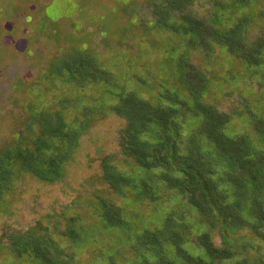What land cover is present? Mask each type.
I'll list each match as a JSON object with an SVG mask.
<instances>
[{"label":"rangeland","instance_id":"374dc122","mask_svg":"<svg viewBox=\"0 0 264 264\" xmlns=\"http://www.w3.org/2000/svg\"><path fill=\"white\" fill-rule=\"evenodd\" d=\"M194 1L187 10L197 15L218 7L217 0ZM154 2L163 0H0V154L14 143L32 149L35 135L46 134L48 113L58 109L77 127L73 152L61 165L57 181L40 180L26 172L23 160H12L10 188L0 187V264H38L11 256L16 243L12 236L20 232L25 237L43 235L47 227L65 233V222L74 217H80V223L89 226L97 238V244L78 249L63 243L75 255L74 264H109V259L101 261L102 255L113 252L112 260L125 264L121 262L124 255H129L122 244L125 240L118 231L101 230L103 222L89 212L96 206H120L125 218H137L133 229H153L160 224L153 205L140 203L133 195L129 200L121 198L107 184L100 163L108 156L115 161L116 172L132 170L121 162L117 131L124 123L111 111L113 104L130 96L157 103L161 93L157 84L162 79L171 85L168 94L177 99L187 97L185 92L193 93L174 83L173 54L180 51L205 74L200 87L194 88L202 103L226 112L235 109L240 98L253 105L264 103V87L256 82L260 74H250L251 67L246 68L244 63L253 39L264 32V21L252 18L253 13L259 17L257 4H244L234 12L236 18L247 19L242 41L248 42L249 48L246 46L247 56L242 59L230 56L215 41L206 50L195 37H181L158 28ZM172 47L176 48L173 54L169 52ZM72 55L88 56L92 65L90 71L95 77L88 76L87 83L82 80L83 88L69 76H58L57 72L51 75L70 63ZM255 58L252 52L250 60ZM253 68L264 75V67ZM167 72L173 77L166 78ZM180 90L185 92L179 94ZM65 103L67 107L62 109ZM257 114V119H264V107ZM181 120L182 132L193 130L197 122ZM253 122L250 116H236L230 120L229 134L234 138L246 134L256 147H262L264 139H258ZM11 150L16 152V148ZM128 190L124 189V196L130 195ZM195 221L193 216L186 220L191 224ZM212 232L218 242V231L214 228Z\"/></svg>","mask_w":264,"mask_h":264},{"label":"trees","instance_id":"16d2710c","mask_svg":"<svg viewBox=\"0 0 264 264\" xmlns=\"http://www.w3.org/2000/svg\"><path fill=\"white\" fill-rule=\"evenodd\" d=\"M193 2H154L158 28L181 37L196 38V43L206 50L216 42L230 56L245 59L249 45L242 41V31L247 19L234 15L238 7L255 3L259 17L253 13L252 18L264 21V0H217L218 9L209 8L199 15L187 10ZM252 44L244 63L246 68L251 67L250 74H260L256 82L264 87V75L253 68L264 67V32ZM175 50L172 47L169 52ZM252 52L256 55L254 61L250 60ZM180 53L173 54L176 58L174 83L180 84L181 89H192L194 94L180 90L179 94L185 92L187 97L177 99L176 95L168 94L171 85L162 79L157 84L161 92L157 103L130 96L113 104L111 111L124 123L117 131L121 162L132 170L124 174L116 172L115 161L108 156L100 163L107 184L121 198L129 200L133 195L140 203L153 205L160 224L153 229H133L131 226L137 218H125L120 206L114 209L96 206L89 211L90 215L103 222L101 230L112 229L123 237L122 244L129 251L121 261L125 264H264V146L257 148L246 134L236 138L229 134L231 119L250 116L258 139H264V119H257L264 103L253 105L248 99L240 98L235 102L236 108L229 112L202 103L195 89L200 87L205 74ZM87 57L72 55L68 58L70 63L51 75L57 72L58 76H69L71 82L83 88L82 80L87 83L88 76L95 77ZM168 76L173 77L167 72L165 77ZM66 107L67 103L62 109ZM48 114L44 125L46 134L35 135L32 149L20 148L14 143L0 154V187L10 188L7 185L13 179L14 158L21 163L23 160L26 172L40 180H58L61 165L73 152L77 127L64 118L60 109ZM181 118L197 120L193 130L182 132ZM11 148H16V152ZM125 188L129 189L128 197L124 196ZM190 216L196 219L195 224L186 222ZM65 224L66 234L55 233L47 227L49 230L39 236L25 237L24 232L13 235L12 242L16 243L11 256L38 264H74L75 255L63 243L75 249L97 244L96 233L82 225L80 217L69 219ZM214 228L219 233L218 242L214 241ZM114 254L104 253L101 261L105 258L109 264H119L118 259L112 260Z\"/></svg>","mask_w":264,"mask_h":264}]
</instances>
